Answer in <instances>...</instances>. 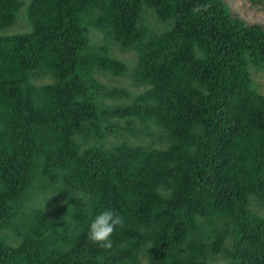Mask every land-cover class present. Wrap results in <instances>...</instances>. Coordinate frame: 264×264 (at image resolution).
<instances>
[{
	"label": "trees",
	"instance_id": "1",
	"mask_svg": "<svg viewBox=\"0 0 264 264\" xmlns=\"http://www.w3.org/2000/svg\"><path fill=\"white\" fill-rule=\"evenodd\" d=\"M22 13L0 36V264H264V25L228 0H0V29ZM113 45L135 93L98 80L130 73ZM156 129L162 147L91 143ZM108 208L124 225L103 252L87 232Z\"/></svg>",
	"mask_w": 264,
	"mask_h": 264
},
{
	"label": "rangeland",
	"instance_id": "2",
	"mask_svg": "<svg viewBox=\"0 0 264 264\" xmlns=\"http://www.w3.org/2000/svg\"><path fill=\"white\" fill-rule=\"evenodd\" d=\"M25 2H29L30 0H23ZM233 7L236 15L240 16L242 19H245L248 22L255 23V24H262L264 25V4L260 7H251L247 0H228ZM24 12V11H21ZM149 22L154 29H161L159 25L156 24V20L153 14H149ZM29 29L27 21L25 19V15L22 13L20 15L19 20L16 24L8 29H0V36L11 35L19 32H24ZM102 34L92 36V41L97 42L102 39ZM113 56L117 57L118 59L122 60L124 63L127 64L130 73L124 77H114L110 74H99L98 80L105 84L109 88H122L127 89L130 92H137V88L133 85L132 80L130 79V74L136 67V54L133 51H123L118 46L113 45ZM249 72L251 79L253 78L254 87L260 93L264 95V67L257 66L252 62H249L248 65ZM107 103H114L118 102L121 103L122 100L118 101H111L106 100ZM120 125L123 126L124 123L121 121ZM156 136L155 138L148 137L147 135H143L142 137L135 136L133 137L129 133H108L106 132L107 136L101 138L97 136L96 138L91 140L92 144H98L99 146H103L106 149L112 147L113 145H117L120 143H127V144H142V145H150L153 141H157V144H160L161 131L156 129ZM108 133V134H107ZM159 147H162L161 144ZM37 191L33 190L29 196L27 201L25 202L26 206H34L37 208L43 209L48 215L54 216L56 215L57 211L62 208L63 203L60 200H56L50 202L49 199L41 196L39 199H35V196L39 195ZM253 208L260 214L264 215V209L259 208V206L254 202ZM27 212V210H24ZM4 235L8 242L16 244L18 242L16 236L12 232H4ZM209 264H229V262L222 256H212L209 260Z\"/></svg>",
	"mask_w": 264,
	"mask_h": 264
},
{
	"label": "clouds",
	"instance_id": "3",
	"mask_svg": "<svg viewBox=\"0 0 264 264\" xmlns=\"http://www.w3.org/2000/svg\"><path fill=\"white\" fill-rule=\"evenodd\" d=\"M208 5H196L191 11L197 15L206 11ZM124 225V217L111 208L100 211L89 224L88 242L103 252H111L114 248L112 237Z\"/></svg>",
	"mask_w": 264,
	"mask_h": 264
}]
</instances>
